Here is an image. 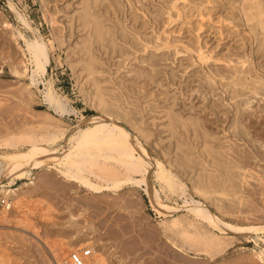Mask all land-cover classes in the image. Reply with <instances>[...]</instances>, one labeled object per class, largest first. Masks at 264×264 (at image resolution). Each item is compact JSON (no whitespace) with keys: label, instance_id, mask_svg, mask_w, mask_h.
Listing matches in <instances>:
<instances>
[{"label":"rangeland","instance_id":"rangeland-1","mask_svg":"<svg viewBox=\"0 0 264 264\" xmlns=\"http://www.w3.org/2000/svg\"><path fill=\"white\" fill-rule=\"evenodd\" d=\"M254 1L0 0V147L17 139L13 148L28 151V137L69 135L105 112L181 187L164 191L151 172V187L176 210L170 217L158 213L145 186L93 193L50 168L58 157L45 160L24 180H0L20 190L9 213L0 201V264H68L86 248L94 255L87 264H264V234L234 229L264 226V20L252 19ZM20 34L49 46L51 64L38 86ZM50 83L67 103L64 118L45 101ZM58 144L63 154L73 145L65 135ZM117 168L112 179L124 180ZM208 180L227 196L194 192ZM191 197L230 234L188 213Z\"/></svg>","mask_w":264,"mask_h":264},{"label":"bare ground","instance_id":"bare-ground-1","mask_svg":"<svg viewBox=\"0 0 264 264\" xmlns=\"http://www.w3.org/2000/svg\"><path fill=\"white\" fill-rule=\"evenodd\" d=\"M248 2H250V1H248ZM253 3L254 4L253 5H250V6L246 3L249 6L247 9H249V13H250L252 19L257 18V20H259V23H260V22H262L264 20V11H263L264 9L261 6L262 5L261 4L262 2H261V0L260 1L259 0H255ZM246 11H247L246 13L248 15L249 14L248 13V10H246ZM91 15H93V14H91ZM250 15L247 16V17L249 18ZM22 21H23V23L26 26H28V23L25 21V19H22ZM255 24H256V22H255ZM92 28L94 30L95 27H92ZM20 36H21V38H23L25 40V44H26V47H27V53H29L28 55H30L31 64L34 67L33 70H32V75H31L32 86L33 85L34 86H38V84H39V78L40 77L42 78V77H44L47 74L48 67L51 64V58H50V53H49V46L47 45V43L44 41L43 38H40V37L37 38L36 37L35 40H27V39L24 38V36L22 34H20ZM101 37H104V36H101ZM104 41H105V39H104ZM203 58H204V56H203ZM26 71H27V69H26ZM17 74H19V73L17 72ZM19 75H21V74H19ZM91 76H93V75H91ZM50 85H51V87H47L46 88L47 91H46V94H45V101L50 105L51 108L54 109V111L56 112V114L60 118H64L66 116V114H69V110H68V107L66 105L67 103L63 102L62 98L55 92V90L53 88V83H50ZM259 85H261V84H259ZM257 87H258V85H257ZM253 88H255V87L253 86ZM97 101L99 103V106H102V105L105 104V102L102 99H100V98ZM111 102H112V100H111ZM104 106H106V105H104ZM104 110L106 111L107 109L105 108ZM104 110H102V111H104ZM106 115L107 114L104 112V114L102 116H100L98 118H94L91 121H89L88 123H86L85 124V126L87 127L86 129H82V125H81V127L79 125L78 126V129L76 128V131L70 133L69 135H66L63 132H62L63 134L62 133L59 134V135H63V136L65 135V139H67L71 143H73L71 149L69 151H67V153H64V154L63 153H59V151H58L59 135L58 134H53L54 132L51 133V134H48V135L41 136L40 139H37V138L35 139L33 137L32 138H29L28 137V142L31 143L29 145V148L27 147L28 148V151H24V150H21V149H17L16 150L17 145H19V144H17L15 146V148H13V147H14V144H16L15 141L17 139L15 141H10V140H12V139H10L9 141H7L8 144L6 143L9 147L7 145H3V147H0V180H2L4 178L5 179L6 178H8V179L9 178H12V181H14L15 179L24 180V179H26V177L28 175L31 174V171L34 169V167L36 165L43 164V162L45 160H52V159L58 157L56 163L53 166H51L50 168L57 167L58 170H59V172L61 174H63V176H66L68 178V181L70 180V181L76 182V183H78V185L79 184L82 185L83 187H85L86 189H88L89 191H91L93 193H102V192H104L106 190L120 191L121 188H123L124 186H127V185H131V186H135V187L145 186L146 189L144 191L151 198L152 203L154 204V207L157 208L158 213L161 214V215L168 214V215H170V217H173V213L176 212L175 208L172 207V206H170L169 204H167V201L168 200L165 201L161 197V192L157 188L154 189V187L153 188L151 187V184H150V180L149 179H150L151 172H153V170L156 169V172L153 175L159 181V183L162 185V189L164 190L165 187H167L169 189V191L173 192V194H174V193L177 192V190H179L181 188V187L179 188L180 185H178V183L176 182L175 176L172 173L167 172V170H165L166 168H164L163 165L160 162L156 161V164H153L149 153L142 146L136 144L135 141H133L131 139V137L123 129H121V128L118 127L117 123H114L111 120H107L108 119L107 118L108 115L107 116ZM192 131H195V130H192ZM186 132H187V130H186ZM196 133H197V131H196ZM23 137H25V136H23ZM23 139H25V138H23ZM29 139H31V141ZM13 142H15V143L13 144ZM207 145H209V144H207ZM212 145L214 146V144H212ZM4 146H7V147H4ZM179 148H181V147H179ZM203 150H204V148H203ZM211 150H210V152H211ZM191 151H193V150H191ZM216 151H217V149H216ZM220 151H222V150H220ZM217 153H215V154H217ZM225 155H226V153H225ZM213 156H216V155H213ZM188 157H189V155H188ZM195 157L196 156H194V158ZM198 159H199V157H198ZM210 160H211V158H210ZM230 161H231V159L229 160V163H232ZM206 163L207 162H205V164ZM229 165H231V164H229ZM117 166L119 168H123L125 170V172L127 174V177L124 178V180H122V179L121 180L112 179V178L116 177L117 172H119V171H117V169H118ZM96 170H99V173ZM200 170H201V167H200ZM232 170H234V169H232ZM220 172L222 173V171H220ZM196 173H198V172H196ZM213 173H215V172H213ZM88 174L94 175L97 179H99L100 181H103L104 184L93 182L92 180L89 179ZM211 176L209 178H212ZM66 177H65V179H67ZM123 177H124V175H123ZM136 177L137 178L138 177H141V179H137ZM228 179H229V177H228ZM197 183H198V181H197ZM182 187H183V185H182ZM194 189H195L194 192H196L200 196H203L204 199L205 198L206 199H209L214 194L221 195V196H227V192L225 191V189H214V188H212L211 185H210V181L209 182L206 181V183L204 182L203 184L196 186ZM182 193L183 194L185 193L184 190H182ZM176 194H178V192ZM19 195H20V190L17 189V188H14L13 185H11V186L10 185H1L0 186V197H2V198H0V200L7 199L9 201L8 204L11 205L12 207L14 206L13 202L16 200V198L19 197ZM180 198H181V196H180ZM184 203H185L184 206H183L184 209H186L188 211V213H190L191 215H193L194 218H196L199 222H202L203 225H205L208 228L212 229L213 230L212 232L216 231V232L221 233L222 235L230 234V231H229L230 229H227V225L223 224V222H221L220 220H218L211 213V211L209 209H207V207L201 201H198V200L194 199L193 197H191L189 199L186 198V200H185ZM150 204H151V201H150ZM177 208H182V207L177 206ZM5 211L7 212L8 210L5 208ZM5 211H4V213H6ZM8 213H9V211H8ZM175 219H177V218H175ZM178 219H180V217ZM181 219H183V218H181ZM194 221H195V219H194ZM183 222H184V220H183ZM186 222H188V221H186ZM179 223H180L179 220H172V224L173 225H176L177 226ZM188 223H191L192 224V222H188ZM183 225L185 226V224H183ZM198 225L200 226L201 223H199ZM179 226H181V225L179 224ZM179 226H177V228ZM200 227H203V226L201 225ZM184 228H183V230L185 232L186 229H184ZM228 228H229V226H228ZM166 229H167V227H166ZM234 229L237 232H243V233H246V234H249V233H254V234H257V235H259V233H263L264 234V226H251V227L235 226ZM206 230H208V229H206ZM168 231H170V230H168ZM208 231L210 232V230H208ZM208 231H207V233H208ZM175 232H177V231H175ZM184 232H183V234H184ZM195 232H196L195 230L193 232L191 231V233H195ZM203 232L204 231H202L201 234ZM177 233H179V234L181 233L182 234V232H177ZM211 234L209 236H211ZM207 236H208V234H207ZM214 236H216V235H213L212 238ZM178 238H180V235H179ZM196 238H198V237H196ZM212 238L210 237V239H209V237H208V239H209L208 241H210L211 243H213V241H211ZM217 238H218V236H217ZM189 239H190V236H189ZM194 239L195 238H193V240ZM198 239L199 240H203V238L202 237L200 238V236H199ZM205 239H207V238H205ZM262 239L264 241V238H262ZM169 240L172 243V247L175 248L177 251H182L183 250L181 248V245L178 244L176 241H174L173 238L169 237ZM181 240H182V237H181ZM193 240L191 242L189 240L190 245H192V242H194L196 244L197 241L195 242ZM218 240H220V239H218ZM223 241H224V239H223ZM223 241H222V243L220 241L219 244L220 245L223 244V245L226 246L227 243L224 244ZM228 241L229 240L227 239V242ZM201 242H203V241H201ZM210 242H209V245L212 246V244H210ZM194 243H193V245H194ZM215 244L217 245L216 247L219 246L217 243H215ZM213 245H214V243H213ZM228 246L229 245H227V247ZM223 248L225 250V247L224 246H223ZM218 250H220V249H218ZM2 251H3V249H2ZM96 254H98V253H96ZM100 260H98V262ZM94 263H96V262H94ZM86 264H87V262H86Z\"/></svg>","mask_w":264,"mask_h":264},{"label":"built area","instance_id":"built-area-1","mask_svg":"<svg viewBox=\"0 0 264 264\" xmlns=\"http://www.w3.org/2000/svg\"><path fill=\"white\" fill-rule=\"evenodd\" d=\"M2 202V207L6 208L8 211L12 209L9 205L7 199L0 200ZM93 256V251L91 248H86L82 251L72 252L69 257V264H86L87 259Z\"/></svg>","mask_w":264,"mask_h":264}]
</instances>
